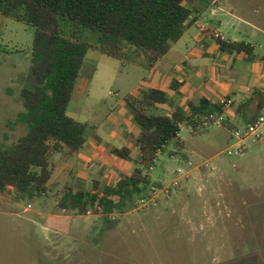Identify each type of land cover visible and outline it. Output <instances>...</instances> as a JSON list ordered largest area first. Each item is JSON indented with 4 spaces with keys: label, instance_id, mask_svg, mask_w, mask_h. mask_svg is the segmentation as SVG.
I'll return each instance as SVG.
<instances>
[{
    "label": "rangeland",
    "instance_id": "obj_1",
    "mask_svg": "<svg viewBox=\"0 0 264 264\" xmlns=\"http://www.w3.org/2000/svg\"><path fill=\"white\" fill-rule=\"evenodd\" d=\"M244 1L261 4L264 12V0ZM221 30L227 37L233 34ZM80 31L84 41L97 43V33ZM34 32L26 23L0 14V143L6 145L27 131L26 124L12 122L24 110L21 91L36 83L31 71ZM172 58L168 55L161 65H169ZM146 74L144 68L90 50L69 115L97 125L103 139L120 147L100 123L109 110L123 106L132 89L151 87L143 81ZM179 138L183 146L176 148V140L171 141L158 155L150 179L171 182L179 167L191 170V179L156 205L115 212V219L110 217L117 220L112 228L107 227L105 214L91 207V214L59 207L57 195L65 183L94 189L92 175L83 182L82 175L70 178L67 170L60 173V167L69 162L66 152L53 158L60 185L49 190V196L31 201L13 188L0 193V264H264V139L248 140L243 155L229 156L228 128L211 126L192 134L183 125ZM134 157L131 162L137 167L139 155L135 152ZM206 162L214 169L199 168ZM105 186L100 183L99 188Z\"/></svg>",
    "mask_w": 264,
    "mask_h": 264
},
{
    "label": "trees",
    "instance_id": "obj_2",
    "mask_svg": "<svg viewBox=\"0 0 264 264\" xmlns=\"http://www.w3.org/2000/svg\"><path fill=\"white\" fill-rule=\"evenodd\" d=\"M191 1L0 0V14L35 29L31 71L36 81L32 88L21 91L24 110L12 122L26 124V133L11 145L0 143V193L13 188L18 196L31 201L49 196L54 156L65 152L75 156L88 135L100 141L97 125L81 122L68 113L88 51L94 49L123 63H141L151 69L195 23L197 10ZM81 28L97 33V43L84 41ZM217 41L223 52L253 54V46L245 40ZM181 85L172 80L170 89L179 93ZM124 101L141 129L135 139L140 149L138 166L103 189L97 182L94 192L66 185L57 195L60 208L70 207L79 214H86L90 207L95 211L102 207L109 228L117 222L110 213L132 210L134 201L146 192L151 179L142 170L156 164L157 152H164L173 140L176 148L183 146L179 138L182 126L196 129L204 115L223 110V105L202 98L190 102V111L186 112L168 92L156 87L129 92ZM163 105L169 109H160ZM224 126L229 130L237 127L229 119ZM111 152L133 160L132 149L127 146L113 147Z\"/></svg>",
    "mask_w": 264,
    "mask_h": 264
},
{
    "label": "crops",
    "instance_id": "obj_3",
    "mask_svg": "<svg viewBox=\"0 0 264 264\" xmlns=\"http://www.w3.org/2000/svg\"><path fill=\"white\" fill-rule=\"evenodd\" d=\"M190 3L197 10L194 13L196 21L161 61L151 69H145L141 63L124 64L144 68L147 74L143 81H148L152 84L151 87L168 92L175 104L186 112L190 111V102L196 103L206 98L212 103L223 105L225 98L233 96L234 104L223 109L231 123L244 124L259 114L264 106V12L260 10L262 5H247L244 0H192ZM244 6L247 10L243 9ZM243 10L246 14L241 13ZM193 27H196L197 31H193ZM221 28L231 30L232 36L227 37ZM218 39L228 42L245 40L253 46V54L223 52L219 48ZM168 55L173 58L169 59V65L162 66V61ZM172 80L182 84L179 93L170 89ZM139 88L143 87L139 86L131 92ZM122 104L123 106L109 110L100 126L109 135L110 140L120 142V147L131 148L134 160L135 152L140 156L135 139L141 129L134 122L126 102L123 101ZM113 147L117 146H112L111 142L102 136L100 141L91 137L75 155L76 158L69 157V162L60 167V173H66L67 170L70 178H79L78 176L82 175L86 179L83 182H88V177L92 175L93 188L95 182L104 183L106 186L114 184L122 176L129 175L135 167L131 160L113 155ZM54 166L48 184L51 188L60 185L56 183L58 169L55 164ZM81 168L86 170V173L82 172ZM66 185L70 183H65L63 187ZM85 186L82 187L88 190Z\"/></svg>",
    "mask_w": 264,
    "mask_h": 264
},
{
    "label": "built area",
    "instance_id": "obj_4",
    "mask_svg": "<svg viewBox=\"0 0 264 264\" xmlns=\"http://www.w3.org/2000/svg\"><path fill=\"white\" fill-rule=\"evenodd\" d=\"M234 104V97L229 96L223 101V107H230ZM227 115L223 109L221 112L215 111L204 115L196 129L190 128L194 134L199 133L203 130L209 129L211 126H221L224 127V122L227 120ZM237 127L233 128L231 131V144L227 149L229 156L243 155L248 150L247 141L252 140L254 142L261 141L264 139V106L258 114L257 118L251 122L243 124L240 127L237 123H233ZM183 127V126H182ZM180 134V133H179ZM162 151H158L156 154L155 162L158 160V155ZM155 165H152L150 169H143L142 174L144 176L149 175L150 170L154 169ZM210 168L214 169L208 162L199 166V168ZM176 178L171 182H166L164 180L159 182H150L147 186L146 192L139 196L135 201V209H143L152 205H156L163 198L171 196L179 188L182 187L184 182L191 179V170H185L181 167L175 171ZM150 176V175H149ZM92 208V207H91ZM89 208L86 214H91L92 209ZM94 209V208H93ZM98 214H102V207L97 208ZM95 210V209H94ZM115 212L110 213L109 216L115 219Z\"/></svg>",
    "mask_w": 264,
    "mask_h": 264
}]
</instances>
